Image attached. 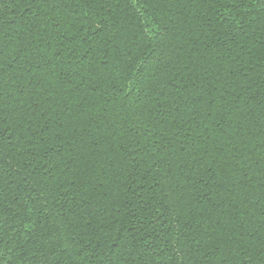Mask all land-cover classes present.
<instances>
[{
    "label": "trees",
    "instance_id": "16d2710c",
    "mask_svg": "<svg viewBox=\"0 0 264 264\" xmlns=\"http://www.w3.org/2000/svg\"><path fill=\"white\" fill-rule=\"evenodd\" d=\"M0 264H264V0H0Z\"/></svg>",
    "mask_w": 264,
    "mask_h": 264
}]
</instances>
